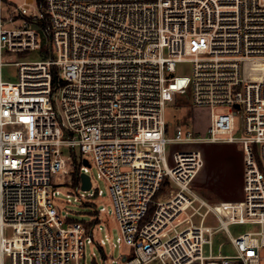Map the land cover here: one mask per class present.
<instances>
[{"label":"built area","instance_id":"1","mask_svg":"<svg viewBox=\"0 0 264 264\" xmlns=\"http://www.w3.org/2000/svg\"><path fill=\"white\" fill-rule=\"evenodd\" d=\"M26 51L40 58L15 59ZM188 93L210 108L206 133L170 132L166 106ZM228 142L243 147V196L211 202L194 187L200 145ZM92 164L115 206L117 258L97 236L105 206L78 221L53 200L58 174L78 170V192ZM220 230L233 254L214 252ZM86 242L101 264H264V0H0V264H86Z\"/></svg>","mask_w":264,"mask_h":264},{"label":"rangeland","instance_id":"2","mask_svg":"<svg viewBox=\"0 0 264 264\" xmlns=\"http://www.w3.org/2000/svg\"><path fill=\"white\" fill-rule=\"evenodd\" d=\"M15 59H39L37 51H26L14 54ZM191 65L184 63L177 69V74L190 73ZM17 68L15 66H4L2 68V77L4 80L15 81L17 80ZM228 106L218 108V111H229ZM165 116L170 124V132L174 133V128L177 124H180L185 130L193 129L198 133H206L210 123V108L205 106H194L191 101V94H176L174 100L169 101L166 109ZM235 135H241L242 116L237 114L235 116ZM200 148L203 152L205 159V169H215L216 174L222 176V183H220L217 189L205 187L202 184L204 181V171L198 173L194 180L195 189L205 196L211 202L222 201H234L240 200L243 196V173H244V158L243 147L240 142H228V143H205L201 144ZM87 157V156H86ZM90 157V156H89ZM91 159V158H90ZM83 160V159H82ZM79 164H84L81 161ZM74 167L69 166V173L58 174L54 179L55 192L53 200L61 213L67 214L71 220L78 221H92L94 218L95 207L98 209L105 206V211L101 215L98 224L103 228L98 231L97 236L105 238V234L108 235L106 243L103 245L104 251L108 258L112 256L117 258L120 252L123 250V246L117 243V237L119 236V227L115 217V206L110 196L109 185L107 181L98 176L97 167L92 164L90 167V175L93 179V188L90 191H83L80 189L78 192L75 190L76 182L73 180L72 174ZM76 170V169H75ZM228 171V178L223 177V173ZM204 184V183H203ZM98 189L102 190V195H96L91 197L93 202H82L78 198V194L85 192L88 195L89 192ZM68 193L70 196H68ZM69 197L71 200H69ZM222 210H224L222 208ZM208 224H216L215 218L211 215L208 217ZM253 225L247 224H233L230 226L231 231L234 234L243 232L245 230L252 229ZM208 238V232L206 234ZM214 252L218 253L220 244H223L222 252L225 254H233L235 252L233 245L231 244L227 233L224 230H220L213 236ZM115 244V245H114ZM204 253H209V244L204 245ZM84 259L86 264H101L102 263V251L93 242H86L84 249ZM193 264H201L195 262Z\"/></svg>","mask_w":264,"mask_h":264},{"label":"crops","instance_id":"3","mask_svg":"<svg viewBox=\"0 0 264 264\" xmlns=\"http://www.w3.org/2000/svg\"><path fill=\"white\" fill-rule=\"evenodd\" d=\"M202 171H204V177H203L204 178V181L202 182V184H199V185H203L205 187H209V188H212V189H217L219 187L218 185L220 183H222V176L216 174V170L215 169H210V170L208 169V170H206L205 169V163H204V166L202 168ZM228 174H229V172L228 171H225L223 173V177L225 179L228 178ZM203 197H205V196H203ZM219 201H222V200H219ZM219 206L221 207V210H222V205H219Z\"/></svg>","mask_w":264,"mask_h":264},{"label":"water","instance_id":"4","mask_svg":"<svg viewBox=\"0 0 264 264\" xmlns=\"http://www.w3.org/2000/svg\"><path fill=\"white\" fill-rule=\"evenodd\" d=\"M84 164L90 166V163L88 162L87 159H84ZM80 177H81L82 189L83 190H89L91 188V185H92L90 174H88L86 172H82Z\"/></svg>","mask_w":264,"mask_h":264},{"label":"trees","instance_id":"5","mask_svg":"<svg viewBox=\"0 0 264 264\" xmlns=\"http://www.w3.org/2000/svg\"><path fill=\"white\" fill-rule=\"evenodd\" d=\"M74 182L78 183L79 181V171L75 170L74 173L72 174Z\"/></svg>","mask_w":264,"mask_h":264}]
</instances>
